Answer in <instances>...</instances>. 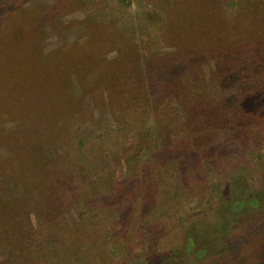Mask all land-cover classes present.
Here are the masks:
<instances>
[{"label":"rangeland","instance_id":"obj_1","mask_svg":"<svg viewBox=\"0 0 264 264\" xmlns=\"http://www.w3.org/2000/svg\"><path fill=\"white\" fill-rule=\"evenodd\" d=\"M168 52L200 58L175 84L220 114L191 122L193 168L163 149L190 104ZM164 88L178 104L153 110ZM263 196L264 0H0V264H264ZM48 210L63 222L30 255Z\"/></svg>","mask_w":264,"mask_h":264},{"label":"trees","instance_id":"obj_2","mask_svg":"<svg viewBox=\"0 0 264 264\" xmlns=\"http://www.w3.org/2000/svg\"><path fill=\"white\" fill-rule=\"evenodd\" d=\"M190 31H191V34L189 36L193 37L194 34L200 35V31H202V29L198 28V29L193 31L192 27H191ZM225 46H227V45H225ZM225 46H223V47H225ZM168 53H169L170 56L165 57L166 61L160 65L159 70H158V75H161V77L164 76L168 80L167 84L165 85V87L171 86V88H175L174 86L176 85V88L179 91L177 94H179L183 98H185L184 100H186L187 103H190V104H187L188 106H186L184 104L180 105V104L174 102L175 98L172 97V96H168V89H171V88H164L162 93H159L158 97L157 98L155 97L153 99L154 104H152V106H153V110L160 109V107H161L160 105H162L164 103V101H166V100L170 101L172 104H178L176 106H173L171 114H169L167 116V118L165 119V120H167L166 122H168V124L173 123V120L172 121L169 120L171 117H174V119H178V120H177V122L175 120V122L172 125H170V127H168L166 129L164 135H165V137L167 139L173 140V143L171 142L170 146L168 145L167 148H163V149H165V153H167L168 157L175 158V160L182 167H191V168H193V166H195L197 164V158H196L195 154L197 155L198 151H197V153H195L196 151H194V148H193V146H191V144H192V141L194 140L195 136L198 134V132H191L192 128H193V126L197 125V123H198L197 126H198L199 131H200V128L202 129L204 127L206 129L207 128L209 129V127H211V124L209 123V120L206 119L208 117L207 113L210 112L209 113V117H212L211 112H216L215 114L217 115L218 114V106H213V104H212V94L213 93L208 89V88H210V87H208L209 85L208 86L204 85L202 87V91H200L201 94L202 93L203 94H206V93L209 94L208 97L210 99V101H209L210 105H209L208 110L206 111L205 110V106L200 105L199 103H194L196 101V98H197L196 93L193 92V90H192L193 87L196 86L195 82H191V81L185 79L182 82V84H175L176 80H174V79L176 77L181 76L183 73H188V76L191 74V72L193 71L194 67L196 68V65L199 64V62H201L200 58H197V57H190L189 58L188 57V58H180L179 59L176 56H174V52H168ZM163 56H165V55H163ZM219 67H220V65L216 64L215 68L217 69ZM91 75H93V74L91 73ZM102 76L103 77H100V76L97 75L95 77H99V81L100 82L102 81L103 83H107L109 75H107V73H105ZM88 77L90 79V76H88ZM91 81H92V79L89 80V82H91ZM198 90H200V89L198 88ZM170 93L171 92H169V95H170ZM191 95H195V96H191ZM232 95H235V93H233ZM142 100H144V98H142ZM140 102H142V101H138L137 100V102L130 101L128 103L125 102L124 104H126V108L128 109V112L131 115H135L137 113H140V115H145V113L148 114L149 112H145L144 111L143 105ZM117 103L118 102L114 103V105H116ZM156 103H159V104L156 105ZM249 103L250 102L248 100L244 99L243 104L248 105ZM196 108H198L197 111H196ZM164 110L166 111L167 109H164ZM202 111H204L205 113L200 114ZM205 114H207V117L204 118ZM219 115L220 114H218V116ZM216 117L217 116H215V118ZM144 118H146V117L143 116L141 119L139 117L136 118L137 120L140 119L139 122L138 121L135 122L136 126H137L136 129H139V126H140L139 123ZM200 118L201 119L203 118L202 121H204V123H201L202 121L199 120ZM195 119L199 120V121L197 123L196 122L191 123L192 121H195ZM134 121H136V120H134ZM142 125H145V124H142ZM147 125H148V122H147ZM203 125H206V126H203ZM113 131H114L113 128L109 129V132H113ZM140 133H142V132L137 133V135L139 136ZM87 140L88 141L90 140V135H89ZM87 140L84 137L83 138H81L79 136L76 137V143L79 146H85ZM198 146H204V144L200 143V144H198ZM198 146L196 147V150H198ZM209 149H210L209 151L212 152L214 147L213 148H209ZM114 150H116L115 147H114ZM203 161L205 162L206 159L203 158ZM51 163L54 164L53 161H51ZM112 168L113 169L111 170L110 174H111V176H114L115 170H114V167H112ZM120 169H121L120 173H122L123 168L120 167ZM198 173H200V169L195 174H198ZM231 182H229L228 184H231ZM230 192L233 193V190H231ZM257 194L258 193H255V194L251 195L252 197H251V200L249 201L248 204L245 203L246 202V199H245V201L243 200L242 203L239 204V207L235 208L234 210L243 212L244 211V209L242 210L243 207H246L248 205H252L253 206L254 204H252V202H254L255 200H258V198H256ZM41 198H43L41 195L38 196L36 198L35 202H37V200L40 201ZM258 207L259 206H257V208ZM53 212H54L53 210H48V212H44V213L40 214V223H41V225H40V228H37L35 230L38 233V235H37L38 240L36 242H34L33 244H31V246L26 249V251H27L30 248V250H29L30 255L31 254H33V255L36 254L37 248H38L36 243L41 238H43L49 232L50 229H53L55 227V223L57 221L63 222L64 216L61 215V214L54 215ZM23 224H24V222L22 223V231H24V233H28L29 230H27V228H25V227H28V226L27 225L23 226ZM255 225H256L255 230L251 229L252 227H250L249 229L250 230H254V231H262L264 233V223L263 222H258L257 221L255 223ZM9 232H11L10 229H9ZM20 234H19V232L16 233V235L18 237L20 236ZM189 243H190V240H189ZM262 243L264 244V240H263ZM21 244L24 245V244H27V242H24V243L21 242ZM263 259H264V253H263ZM37 260H41V258L39 257V258H37ZM263 262H264V260H263Z\"/></svg>","mask_w":264,"mask_h":264}]
</instances>
